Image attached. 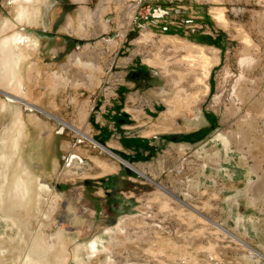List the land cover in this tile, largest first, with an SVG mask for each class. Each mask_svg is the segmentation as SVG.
Wrapping results in <instances>:
<instances>
[{
    "label": "rangeland",
    "instance_id": "rangeland-1",
    "mask_svg": "<svg viewBox=\"0 0 264 264\" xmlns=\"http://www.w3.org/2000/svg\"><path fill=\"white\" fill-rule=\"evenodd\" d=\"M122 1H112L111 10L105 12L104 22L109 24L107 30L102 33L94 32L96 25L92 22L88 24L86 34L90 32L95 34L82 38L83 36L76 31L73 34L63 31V25L70 16L75 26L77 22H82L81 8L73 0H46L41 4L42 13L38 27L17 24L15 19L19 10L17 6L9 3V0H0V19L10 20L16 28L21 29L24 37L34 36L40 42L37 49L28 50L24 63V70L36 63L37 71L28 74L38 79V85L33 86L27 97L20 96L12 88H2L0 85V102H5L9 106L5 112L0 110L5 115L0 117V126L11 121L16 106L21 107L25 117L28 115L40 120L41 128L31 133L30 139L35 140L39 137V158L34 161L41 167L38 169L32 166L31 169L41 185L49 186L50 193L43 197L35 189L34 201L27 213L29 223L27 232H24L16 219L2 212L6 195L5 192L1 194L0 248L3 251L0 252V261L5 264H81L79 258L85 253L83 249L89 242L98 239L102 240L104 245L109 243L111 258L117 261L116 264L122 260H129L130 263L133 260L138 262L137 264H246L242 248L230 238H224L214 227L202 223L198 215L219 220L221 227L237 237H240V234L235 230V221L239 219L242 221L240 231L242 227L249 229L252 226L260 232L258 234L251 232L253 234L249 238L251 241L247 242L251 247L257 249L258 243L255 241H258L259 237L264 242V200L258 202L254 199L252 203L248 196L250 185L264 182L263 123L256 124L258 140L252 151L242 145L238 147L242 152H236L238 155L236 177L230 180L225 178L217 180V186L214 184L215 187L203 188L200 192L190 191L192 195L186 196V179L189 177L194 179L198 167L204 162L200 155L202 148H208V144L216 135L222 131L227 132L230 126H234L233 119L225 114L229 108L228 102L225 103L227 107L223 106L222 116L218 117L210 110L211 126L207 130L197 134H185L178 128H164L159 122L158 119L163 117L167 108H158L154 111L149 109L147 118L136 120L128 110L132 103L125 101L124 98L126 94H132L136 90L132 85L120 86L121 101L116 99L115 93L109 91L118 84L117 80H122L121 77L117 79L121 75L135 71H143L148 76L159 74L154 68V65L159 64L162 69L171 70L173 74L175 71L178 72V76L183 77H180V84L184 87H187L189 82L192 84L196 77L198 79L200 77L204 85L208 84V76L212 78L210 95L204 96L205 87L199 82L193 89L201 102V107L207 113L205 110L210 106L211 96L221 89L224 68L227 67L234 75L239 74L237 61L240 51L246 49L247 54L253 59H258L257 66L247 73L248 79L255 80L264 74V0L238 4H233L229 0H126L120 7L115 4ZM98 3L99 0H91L90 13L95 11ZM57 4L60 6L59 16L49 28L50 12ZM196 4L204 9L206 14L204 19L208 26L204 19H188L181 12V6L192 7L195 10ZM130 8L131 11H127ZM215 9L222 13L226 22H215L213 18L217 12ZM232 9H236V13ZM254 15L257 19L253 18ZM118 17L122 23H119ZM248 22L253 23L252 35L239 27V24ZM148 26H152L153 29L149 31ZM145 28L150 35L152 34L151 38L148 37L147 43L141 41L143 39L141 32ZM228 31L235 33L234 41L227 35ZM240 34L248 36L249 42L244 43ZM134 39L139 40V43L132 44L131 40ZM110 41L116 43L114 48H108L107 42ZM26 42V39H23L21 44L26 47ZM94 44L97 46L95 51L92 46ZM187 46L188 49L201 46L219 50L221 61L214 66L212 74L207 75L208 69L198 65L200 63L198 58L188 57L190 54H186L185 51ZM131 53L137 55L136 59L133 65L125 68L121 65V60L129 58ZM83 54L86 58H98L102 68L97 75L98 84L90 89L81 82H76L77 76L84 72L75 61ZM143 58H150L153 66L145 64ZM195 64L199 68L194 67ZM200 67L203 71L206 70V75L205 71H199ZM189 69H192L191 74ZM187 72L189 74H186ZM128 78L126 76L125 80ZM255 89L264 93V79ZM179 104L181 105L178 102L173 106V112L176 113L180 109L177 106ZM84 117L87 120L86 130H82L81 124ZM177 122L180 123V119ZM81 132L87 136L79 134ZM174 141L192 145L185 151L186 160L182 169L176 165L181 158L180 153L178 154L172 147L173 150H167ZM232 146L235 147V144ZM108 152L137 170L143 168L144 171L142 169L140 171L149 181L136 177L135 173L123 165L117 173H111L112 165L116 164V161ZM24 160L32 162L27 157H24ZM104 171L107 174H104ZM151 179L155 185L150 182ZM156 184L168 188L177 195L175 198L171 197L170 202L167 199V209H160L153 203L154 201L149 205L146 200L159 189ZM220 189H225L227 196L220 195ZM211 193H218V200L221 197L227 198L229 209L232 208L234 213L233 218H228L227 212H220L221 204L218 200L211 199ZM188 204L198 210L197 212L200 211L197 216ZM210 210L212 212H209ZM188 214L195 215L196 221ZM124 217L132 221L137 219V228L148 226L145 228L147 232L143 239L140 231L131 227L120 234L127 237L119 238L122 241L121 245L113 247L110 245L107 232ZM57 230L64 233L65 253L59 249L47 253L41 251V247L50 244L49 241L53 239ZM209 243L221 251L215 260L202 249ZM15 246L21 247L20 254L14 250ZM100 260L103 261L104 258L92 257L90 264H101Z\"/></svg>",
    "mask_w": 264,
    "mask_h": 264
},
{
    "label": "bare ground",
    "instance_id": "bare-ground-1",
    "mask_svg": "<svg viewBox=\"0 0 264 264\" xmlns=\"http://www.w3.org/2000/svg\"><path fill=\"white\" fill-rule=\"evenodd\" d=\"M45 1L46 0H9V3L16 5L17 8L19 9V10L17 9L18 13L16 14V18H15L17 24H19L20 26L29 25V26L38 27L40 25V17L42 13L41 4L45 3ZM73 1L77 2V4L81 8L82 22L81 23H79L80 21L77 22L75 26L74 20L70 16L69 19L63 25V31L70 32L71 34H73L74 31H76L77 34L83 36L82 38H88L95 34L91 32L89 34H86L89 23L92 22L95 23L96 26L93 31L94 32L97 31V33H102L103 31L107 30V28H109V24L104 22L105 20L104 15L106 11L111 10L110 7H112V1L114 0H99L98 6L96 7L95 11H91V13L89 12L91 0H73ZM125 1L126 0H123L121 3H115V4H118V6L120 7L125 3ZM59 8L60 6L57 4L51 10L49 17V28H51L52 24L57 20L59 16L58 13ZM127 11H131V8L128 9ZM215 11L217 10L215 9ZM216 13L213 16L215 22L217 23L226 22L224 21L222 13L219 12L217 14ZM129 17L132 18V16ZM129 17H126V19H128ZM121 18L123 19V17ZM119 23H122V20L120 18H119ZM65 24L67 26H65ZM148 28L149 31L153 29L152 26H148ZM149 31H147L145 28V30L141 32L142 35L141 37L143 38L141 39V41H144L145 43L149 42L148 37L152 35V34L150 35ZM241 34L240 36L242 37L244 43L249 42L248 36L246 37L245 34L243 35ZM122 35L124 39V33H122ZM23 39H26L27 41L26 47L24 44H21L23 43ZM131 43L137 44L139 43V40L136 39L131 40ZM39 44L40 42H38V40L34 36L28 38L24 37V33L21 31V29L16 28L15 25L10 20L8 21V20L0 19V85H2V88L3 87L12 88L20 96L26 98L27 95L32 91L33 86L35 87L38 85L37 83L38 79H36L35 76H31L28 74V72L33 74L37 71L36 63L34 65L27 66L26 70H24V63L27 59V55L29 52L28 50L37 49ZM107 44L109 49L114 48L116 46V43L114 41L107 42ZM92 46L94 49L93 51H95V49H97L96 48L97 46L95 44ZM185 51L186 54L188 55L190 54V56L188 57H195L199 59L200 63L198 65L200 66L202 65L201 67L203 69H205V67L206 70L208 69L207 75L212 74V69L214 68V66L219 64L221 61L220 52L216 48H202L201 46H193L192 48L188 49L187 46L185 47ZM208 54L210 56H208ZM136 56L137 55L135 53H131L129 58L127 57L121 60V65L125 66V68L126 66L133 65ZM98 61H99L98 58L96 57L93 59L86 58L84 57V54L82 57H79L77 61H75V63L76 65H79L81 69H83L84 73L79 74L77 76L76 80L78 81L76 82H81L84 86H86L89 89L92 88L93 86H96L98 84L97 75L100 74V72L102 71V68H100ZM143 62L145 64L153 66V64H151L150 58H143ZM257 62L258 59H253L252 56L247 54L246 51L243 50L240 51V57L238 58L237 61L239 74L234 75L229 71V69H227V67L224 68L225 69L224 78L222 77L223 79L221 80L222 82L220 85L221 89L211 96L210 106H208V110H205L207 111V113L204 112L200 104L201 102L195 95L196 92L193 91V89H195V85L198 84L197 82L201 83L202 80H200V77L199 79L197 77L196 79L194 78L192 84L189 82L188 84L189 87L185 86L186 87L185 88L180 84L181 83L180 77L182 76H178L179 75L178 72L175 71V73L173 74L170 72L171 70L167 71L168 69L167 70L162 69L161 66H158L159 64L154 65V68L158 70L159 74L154 76L153 75L148 76L147 74L145 75L143 71H139V72L135 71L132 73H127L126 75L123 76L121 75L117 79L121 77L123 81L117 80L118 84L114 85L112 87L113 89L109 91L113 94L115 93L116 99L119 101L121 99V96L119 95L121 92L120 86L132 85L133 89L136 88V90L132 94H126L124 98L125 101H130L132 103V105L128 108V110L134 115L136 120L146 117L149 109L154 111L157 110L158 108L161 109L167 108V111L163 115V117L158 119L159 122L164 126V128H174V129L178 128L185 134H189V133L197 134L207 130V128L211 126V122L209 119L211 115L210 110H212V112H214L216 116L218 117L222 116L224 114L223 106H226L225 104L226 101L228 102L229 108L225 114L230 115V118H232L234 121V126H230L227 132L222 131L221 133L216 135L211 140V143L208 144V148L206 149L202 148L200 155L204 159V162L200 165V167H198L197 174L194 179H192L191 177L186 179L187 181L185 183L186 186L185 195L187 194L191 196L192 193H190V191L200 192L201 189L203 188L207 189V187H215V185L217 186V180L219 181L224 178L230 180L236 177L238 175V171L236 169V163L238 162L236 161V158L238 157V155L236 152H242L238 147L242 145L247 147L250 151H252V149L255 147V143L258 140L257 138L258 130L256 124L263 123L264 125V93L257 91L255 87L259 82L263 81L264 74L261 75L260 78L258 77L255 80H250L247 78V73L253 71V69L258 64ZM198 65L195 64L194 67L196 66L198 67ZM202 68L199 71L202 72L205 71L204 75H206V70L203 71ZM190 70L192 69H189V71ZM165 71L169 72L170 74L169 73L167 74V72ZM191 73L192 72L190 71V74ZM186 74H189V72H187ZM174 75L177 76L178 78L176 79ZM126 76H128L129 78L125 80ZM208 77H209V79L207 80L208 84L205 83L204 85V83L203 84L201 83L202 85H204L203 87H205L203 89L204 96L210 95L209 89L211 86L212 78L210 76ZM206 78L207 77H204V79ZM69 83H71V81H69ZM75 85H77V83H75ZM9 101L11 100H8V102ZM178 102L181 103V105L180 104L177 105L180 109L175 113L172 111V108L173 106H176L175 104L176 103L178 104ZM7 106H8L7 103L0 102L1 112L7 111ZM1 112H0V117L1 116L4 117L5 116L4 113ZM46 115L50 118H53V116L49 114ZM179 119H180V123L177 122V120ZM86 123L87 120L84 117L81 123L82 130H86L85 129ZM38 128H41L40 120L34 117H28V115L25 117L23 115L20 106L15 107L11 121L8 124L0 126V196L3 192H5L4 195H6L4 197L1 210L5 215H9L13 219H16L20 223L21 228L24 230V232L28 231L29 223L27 220V216H28L27 213L29 206L33 204L35 189L38 191L39 195L43 197L44 195H50L49 186L41 185V183L38 182L37 179H35L37 178V176H34L33 173L34 171L31 169L32 166H35L38 169H40L41 167L38 163H35L34 161L35 159L39 158V149H40L38 142L39 137H37L35 140L30 139L31 133L37 132L36 129ZM79 134H83V136H87L83 132ZM176 143L178 142L174 141V143H172L170 147H167V150L174 149L178 154L180 153L181 158L176 165H179L180 166L179 168L182 169L184 166V161L186 160L184 158V156H186L184 155L185 151L187 149H190L192 145L183 142L178 143L176 145ZM233 143L235 144V147L232 146ZM171 147L173 149H171ZM108 153L113 157L114 161H116V164L113 163L112 165L113 171L111 173H117L121 165H123L124 167L127 166L129 168L127 169L129 171L135 173L136 177L149 181V179H147L140 171L141 169L143 170V168L137 170L133 166H129L125 162L121 161L119 158L115 157L111 152ZM24 157L30 158L32 162H27V160H24ZM252 172L254 173V170ZM104 174H107V172L104 171ZM150 182L152 184L154 183L155 185V182L152 181V179L150 180ZM262 183L264 182H259L256 183L255 185H250L248 187V194H249L248 196L251 198L252 203L254 199L258 202L264 200V185ZM156 186L159 187V189L152 195L148 196L146 200L148 201L149 205L155 203L158 205L160 209L161 208L167 209L168 206L167 199L170 202V198L171 197L175 198L177 197V195L173 194L168 188H164L161 185L159 186L157 184ZM203 192L205 191L203 190ZM211 194H212L211 195L212 200H218L219 197L218 193L215 194L211 193ZM225 194H226V190L220 189V195H225ZM152 201L154 202L152 203ZM218 201L219 204H221V206L219 205L220 212L222 213L227 212V217L233 218L234 213L232 208L229 209L227 198L224 199V197H221ZM189 205L190 204H188V207H190L191 210H193V213L195 212L197 216V214H199L200 211L197 212L198 210L193 208V206L191 205L189 206ZM254 205H256V203ZM215 210L216 209H214V211ZM209 212L212 211L210 210ZM198 216H199V220H201L202 223L204 222L207 225L214 227V229L218 233H220L224 238H230L234 243L239 245L242 248L243 252L242 251L241 252L244 255L242 253L241 254L244 257L246 264H264V245H263L264 242L262 238L260 239L259 237V240L255 241V243H258L257 249H254L248 244L249 241H251L249 240L251 235L260 233L258 229L253 228L251 226L249 229L246 227H242L240 231L239 227L241 226L240 223L242 221L240 222L238 219L235 221L236 222L235 230L238 231L240 237H237L235 235L228 233L226 229L221 227L219 225V220L216 219L217 220L216 221L214 219L207 218L204 215L203 216L198 215ZM189 217L195 218L194 220L196 221L195 215L192 216L189 215ZM126 218L125 217L122 218L114 228L109 229L107 232L108 240L110 242V245L113 247L121 245L122 241L119 238L122 237L123 239V237H125L126 235L120 236V234L125 233V231H128L131 227L133 228L135 227L136 229H138L141 233L142 238L144 239V236L147 232L145 228H147L148 226L143 225L142 227L137 228L138 226L137 219H134L132 221L129 218L127 219ZM131 223H134V225H132ZM127 227L129 228L127 229ZM216 231L214 233H216ZM251 232L254 233L251 234ZM64 237L65 236L63 231L57 230L54 234L53 239L49 241L50 244L48 246L41 247L40 248L41 251L43 250L45 251V253H47V251H56L57 249H59L64 254L66 251L65 248L66 243ZM130 239H132V237H130ZM215 240H217L216 236H215ZM88 244L89 245L83 249L85 253L82 254V257L79 258V262L81 264H90L92 257L94 258L103 257L104 260L99 261L100 263L102 262L103 264H106L107 262L110 264H116L117 261L115 262L111 258V251L109 250L110 247L108 248L109 243L107 245H104L105 243H103L102 240L95 239L91 241V243L89 242ZM13 248L19 254L22 251L21 247L15 246ZM202 249L204 252L207 251V253L210 254L208 255L211 256V258L213 257L212 259L217 257L218 256L217 254L221 252V251L219 252L218 247H215L212 243H209L207 247H204ZM1 251L3 250H1L0 248V252ZM78 252L80 251L78 250ZM129 263H130L129 260L128 261L122 260L117 264H129ZM137 263L138 262L131 260L130 264H137ZM0 264H5V263H2L0 261Z\"/></svg>",
    "mask_w": 264,
    "mask_h": 264
},
{
    "label": "crops",
    "instance_id": "crops-1",
    "mask_svg": "<svg viewBox=\"0 0 264 264\" xmlns=\"http://www.w3.org/2000/svg\"><path fill=\"white\" fill-rule=\"evenodd\" d=\"M231 3H233V4H238V3H243V2H248L249 1V3L251 2V0H229ZM258 1H260V0H257V2ZM192 3L194 4L195 3V1H192ZM182 7V13L183 14H185L186 16V18H188V19H194V18H199V19H201V20H203L204 19V16L206 15L205 13H204V9L202 10V8H200L197 4H196V6H195V10H193L192 9V7H190V8H185V7H183V6H181ZM220 9H223V8H220ZM232 11L234 12V13H236V9H232ZM257 12H255V14H256ZM193 14H195V16H192ZM239 14V13H238ZM238 14L236 15V17L238 18ZM258 16V15H257ZM253 18L254 19H257V17H256V15H254L253 16ZM204 21H205V19H204ZM203 22V21H202ZM206 22V26H208V22L207 21H205ZM252 24L253 23H251V22H248V23H244L243 25H241V24H239V27H242L245 31H248L249 32V34L250 35H252V34H254V30H252ZM255 25H253V27H254ZM218 30H220V28L218 29ZM223 32H225L224 30H223ZM223 34H225V33H223ZM227 35L228 36H230V38H231V40L232 41H234L235 39H233V37L235 36V33H233L232 31H228V33H227ZM133 49V48H132ZM134 51V50H133ZM219 51V50H218ZM244 51H246V49H244ZM215 80V79H214ZM216 82V81H215Z\"/></svg>",
    "mask_w": 264,
    "mask_h": 264
}]
</instances>
